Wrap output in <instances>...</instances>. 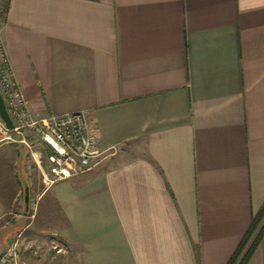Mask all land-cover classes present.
Here are the masks:
<instances>
[{"label":"crops","instance_id":"1","mask_svg":"<svg viewBox=\"0 0 264 264\" xmlns=\"http://www.w3.org/2000/svg\"><path fill=\"white\" fill-rule=\"evenodd\" d=\"M1 1L33 116L84 110L120 150L47 185L31 129L33 153L0 142V250L31 230L73 264H226L264 205V0Z\"/></svg>","mask_w":264,"mask_h":264},{"label":"built area","instance_id":"2","mask_svg":"<svg viewBox=\"0 0 264 264\" xmlns=\"http://www.w3.org/2000/svg\"><path fill=\"white\" fill-rule=\"evenodd\" d=\"M0 92L14 127L9 129L0 116L1 139L24 142L33 153L32 141L24 134L31 129L36 138L46 146L47 167L42 169L47 185L69 176L98 167L105 159L120 150L118 144H103L90 128L84 110L52 114L35 118L9 60L3 40L0 38ZM15 135H19L18 138ZM36 162L38 159L33 156Z\"/></svg>","mask_w":264,"mask_h":264},{"label":"rangeland","instance_id":"3","mask_svg":"<svg viewBox=\"0 0 264 264\" xmlns=\"http://www.w3.org/2000/svg\"><path fill=\"white\" fill-rule=\"evenodd\" d=\"M6 1L7 0L1 1L2 13L5 11ZM3 130L4 129L0 130V142L11 141L1 139L5 136ZM15 136L18 138V135ZM27 138L30 140L29 137ZM33 158V156L30 158V164L32 167L34 166L33 163L35 160ZM42 163L44 166H47L48 162L45 156ZM23 199L24 195H22V200ZM22 208L23 206L20 204L16 206L14 212L21 211ZM28 235H31V238L26 239L23 236L19 237L18 235H15L16 238L14 239V243L12 242V246L8 249L0 250V252H3L2 257L0 258V264H73L76 261V254L72 253L70 248L51 234L45 233L36 235V233L30 230Z\"/></svg>","mask_w":264,"mask_h":264},{"label":"trees","instance_id":"4","mask_svg":"<svg viewBox=\"0 0 264 264\" xmlns=\"http://www.w3.org/2000/svg\"><path fill=\"white\" fill-rule=\"evenodd\" d=\"M262 222L258 231L254 234V231L258 227L259 223ZM264 234V205L259 212L255 215L252 223L240 241L238 247L231 255L230 259L226 264H247L256 247L258 246L262 236Z\"/></svg>","mask_w":264,"mask_h":264},{"label":"water","instance_id":"5","mask_svg":"<svg viewBox=\"0 0 264 264\" xmlns=\"http://www.w3.org/2000/svg\"><path fill=\"white\" fill-rule=\"evenodd\" d=\"M0 116L2 117V119L4 120V122L6 123V126L9 128V129H12L14 127V124H13V121L9 115V112L7 110V107H6V104H5V101H4V98L0 92ZM26 200H28L29 198V189L28 187H26ZM3 255V252H0V258L2 257Z\"/></svg>","mask_w":264,"mask_h":264}]
</instances>
